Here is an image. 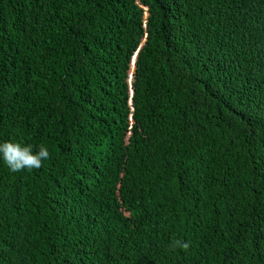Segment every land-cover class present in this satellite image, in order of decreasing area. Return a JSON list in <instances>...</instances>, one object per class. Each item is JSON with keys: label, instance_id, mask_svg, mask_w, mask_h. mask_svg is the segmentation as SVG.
Masks as SVG:
<instances>
[{"label": "trees", "instance_id": "1", "mask_svg": "<svg viewBox=\"0 0 264 264\" xmlns=\"http://www.w3.org/2000/svg\"><path fill=\"white\" fill-rule=\"evenodd\" d=\"M5 141L0 264H264V0H0Z\"/></svg>", "mask_w": 264, "mask_h": 264}, {"label": "clouds", "instance_id": "2", "mask_svg": "<svg viewBox=\"0 0 264 264\" xmlns=\"http://www.w3.org/2000/svg\"><path fill=\"white\" fill-rule=\"evenodd\" d=\"M0 157L12 172H20L25 169H40L43 162L50 159V152L47 147L41 146L38 151H33L32 145H22L18 142L5 141L0 143ZM169 247L171 249H183L187 251L189 243L175 239Z\"/></svg>", "mask_w": 264, "mask_h": 264}]
</instances>
